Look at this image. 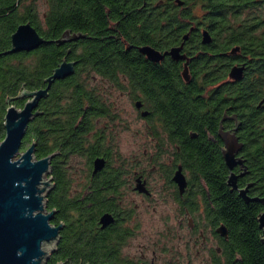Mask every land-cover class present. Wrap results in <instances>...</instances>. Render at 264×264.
<instances>
[{
	"label": "flooded vegetation",
	"instance_id": "flooded-vegetation-1",
	"mask_svg": "<svg viewBox=\"0 0 264 264\" xmlns=\"http://www.w3.org/2000/svg\"><path fill=\"white\" fill-rule=\"evenodd\" d=\"M190 1L194 0H160L166 7L165 17L171 13L167 9L170 2L179 6L176 14L182 23L171 30L181 33V37L174 44L158 47L144 42L151 39L152 0H51L52 29H58L63 17L68 22L79 14L82 17V29L62 28L49 42L63 49L60 62L74 61L76 68L82 59L86 66L115 68L112 74L80 76L88 87L97 88L107 107H83L72 128L56 123L58 109L52 110L48 127L51 140H57L58 136L72 138L79 140L82 148L63 157H57L59 149L52 152L51 185L47 192L52 206L47 207L46 195V209L53 210L50 223L61 224V228L44 264L260 263L244 258L242 255L247 252L233 249L232 208L242 206L239 200L244 205L253 202H246L239 189L246 187L250 197L264 196V183L260 182L264 166L248 158L239 135L240 123L232 113L231 89L227 86L236 80L230 76L232 67H242L243 74L246 61L237 57V47L227 43L225 31L216 32L222 17L214 18L216 13L209 9L211 4L191 6ZM14 3L16 7L9 0H0V18L30 13L25 11L23 0ZM247 3L245 11L250 14L262 5L261 0ZM184 8H189V18L184 17L186 13L181 11ZM134 15L139 16L137 20ZM44 16L45 12L41 17L38 15L40 20ZM252 18L246 21L250 27L257 22ZM66 29L83 37L56 44L54 40ZM204 32L208 35L206 42ZM79 43L80 59L73 53ZM10 44L11 40L8 48ZM144 45L165 54L157 61L150 60L139 50ZM173 47L179 48L180 58L167 53ZM121 65L129 69H121ZM155 66L180 67V75H155ZM166 79L186 85L198 83V90L192 96L196 108L205 114L220 112L216 128L215 121L202 124L208 131L204 148L197 139V131H188L189 139H185L182 123L168 117L160 121L154 115L161 111L168 116L170 112L183 110V91L176 97H169L164 91L162 106L157 107L152 87L154 81ZM223 84L228 90L223 95L219 92L217 102L215 88ZM45 86L43 83L39 88ZM49 89L35 108L39 112L34 117L35 148L45 130L42 117ZM227 134H235L241 144L234 154L242 162L232 167L227 165L222 153L223 137ZM206 153L210 154L208 161ZM96 158L103 159V165L95 171ZM262 207L261 211L263 204Z\"/></svg>",
	"mask_w": 264,
	"mask_h": 264
},
{
	"label": "trees",
	"instance_id": "trees-1",
	"mask_svg": "<svg viewBox=\"0 0 264 264\" xmlns=\"http://www.w3.org/2000/svg\"><path fill=\"white\" fill-rule=\"evenodd\" d=\"M24 9L30 12L28 15H10L8 18H0V49L6 50L9 47L10 35L16 26L21 22L28 21L37 32L43 35L47 40L57 37L62 28L70 27L74 30L82 29V17L80 14L75 16L69 22L66 17L61 18L57 25L58 29H52L51 25V0H44L45 16L40 20L36 7V0H23ZM152 22H151V39L144 40L152 46L163 47L171 45L175 40L181 37V33L171 32L173 27L181 26L178 12L179 6L173 2L169 3L167 8L169 16L163 15L166 9L160 0H152ZM260 9H254L252 14L245 11L246 3L251 0H194L189 5L206 3L211 4L209 9L212 10L214 18L220 21L216 26V32L227 34V43L238 48L237 57H242L246 61V70L239 79L232 80L227 85L231 90L232 113L236 116L239 125V135L244 140L247 148L249 160L256 161L258 165L264 166V101L260 103L264 97V0ZM15 0H9L12 7H16ZM247 3V4H248ZM215 4V7H214ZM230 4L231 6H227ZM225 6H227L225 8ZM208 7V6H207ZM64 11V8L62 9ZM184 17H190L189 8H184ZM221 12L222 14H218ZM27 14V13H26ZM138 15H134L135 20ZM249 17L255 19L254 27H250L246 23ZM168 20V24H166ZM137 33L139 31L136 30ZM218 35L217 37H219ZM135 39L138 40L136 36ZM225 41V42H226ZM51 42V41H50ZM138 43V41H135ZM78 48L73 49L80 59L82 56V45L79 43ZM98 50L99 46L95 47ZM64 53L63 49L54 47L51 43L45 42L31 51H18L5 54L0 57V141L3 139L5 130L3 127V115L7 107V99L16 97L23 89H37L45 83L44 79L49 76L53 69L60 63V57ZM246 55V57H243ZM123 56L121 55V58ZM131 57V56H129ZM128 57V58H129ZM133 57V56H132ZM94 59V58H93ZM156 65V64H153ZM115 67L113 66H86L82 63V59L70 77L55 80L54 85L49 89V95L44 101L45 113L42 117L44 132L39 140V145L35 148V156L37 158L44 157L59 149L60 154L57 157H63L69 151H79L82 148L81 142L72 138L58 136L57 140H51L48 127L50 125L51 113L54 107L58 109L59 117L56 121L62 127L72 128L75 119L83 109L89 105L94 107H107L106 103H102V97L96 87H88L86 82L80 76L83 74H112ZM121 69H129L128 66L121 65ZM244 68V67H243ZM129 73H132L129 71ZM153 74L158 76L180 75V67L155 66ZM182 82L176 80L154 81L152 87V97L157 107L162 106V99L165 97L164 91L169 97H176L180 91H183V110L181 112H170L168 116L162 114L161 111L154 113L162 121L164 117H168L170 121L182 123L185 131V139H189L188 131L198 132V141L204 148L207 145L208 131L203 123L215 121V128L220 118V112L215 113L203 112L197 109L193 104L192 96L198 90V83H191L183 87ZM210 84V83H209ZM205 83L204 85H209ZM225 84L215 88L217 95H222L228 90ZM212 90V89H211ZM23 98H15L11 101L16 107H22ZM262 130V134L260 131ZM214 131V130H213ZM37 138L36 135V119L34 118L27 127L22 146L30 143ZM258 140H261L260 142ZM208 161L210 154L206 153ZM204 159V160H205ZM202 159V161H204ZM260 182L264 183V170L261 172ZM264 190V187L262 188ZM261 190V189H260ZM262 191V190H261ZM264 194V192H263ZM47 195V207L52 206V201ZM242 204L240 207L235 205L232 208V223L234 245L233 249L240 252H247L242 255L246 259H253L264 264V244L260 240V229L257 223V215L263 209L262 204L257 201L244 205L243 201H237ZM233 204L236 202L233 200ZM252 254H249V253ZM53 264V263H52ZM249 264V263H247Z\"/></svg>",
	"mask_w": 264,
	"mask_h": 264
},
{
	"label": "water",
	"instance_id": "water-1",
	"mask_svg": "<svg viewBox=\"0 0 264 264\" xmlns=\"http://www.w3.org/2000/svg\"><path fill=\"white\" fill-rule=\"evenodd\" d=\"M203 35V41H208L207 33L204 32ZM81 37L83 34L72 33L66 29L54 41L60 45ZM10 40V48L0 52V55L31 51L45 42L53 41L45 40L28 21L16 26ZM178 49L173 47L167 53L174 58H180ZM139 50L153 61L161 59L165 54L149 45L141 46ZM74 66V61L64 59L44 79L45 87L23 89L16 97L7 99L8 105L3 115L5 134L0 141V264H44L59 237L61 224H51L53 210L46 209V195L51 185L50 160L54 153L37 158L34 154L35 141H31L24 150L21 147L28 124L39 113L35 110L39 99L48 94V89L55 80L72 75ZM241 71L242 67L233 66L230 76L239 79ZM17 97L26 99L22 107L11 104ZM263 101L264 97L260 103ZM223 139L225 148L222 153L227 165L232 167L241 163V159L234 154L241 146L235 134L224 135ZM102 165L103 159L96 158L94 170H99ZM232 184L236 186L234 174ZM239 194L246 202L258 201L264 206V196H247L246 187L239 189ZM104 218L102 217L103 222ZM257 223L262 230L260 240L264 244V210L258 213Z\"/></svg>",
	"mask_w": 264,
	"mask_h": 264
},
{
	"label": "rangeland",
	"instance_id": "rangeland-1",
	"mask_svg": "<svg viewBox=\"0 0 264 264\" xmlns=\"http://www.w3.org/2000/svg\"><path fill=\"white\" fill-rule=\"evenodd\" d=\"M36 7H37L38 15L39 17H41L43 15V12L45 11L44 0H36ZM28 145L29 143H26L25 145H23L21 147V150H24Z\"/></svg>",
	"mask_w": 264,
	"mask_h": 264
}]
</instances>
